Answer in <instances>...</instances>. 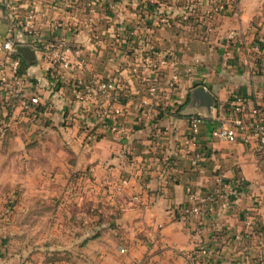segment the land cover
<instances>
[{
	"label": "crops",
	"instance_id": "0c3cea01",
	"mask_svg": "<svg viewBox=\"0 0 264 264\" xmlns=\"http://www.w3.org/2000/svg\"><path fill=\"white\" fill-rule=\"evenodd\" d=\"M12 1L20 16L33 14L34 36L11 31L0 0V41L11 36L17 45L34 51L31 64L19 57L23 94L37 103V120L26 119L37 146L33 151L41 152L44 167L55 173L64 169L75 177L73 172H78L79 179L83 174L97 189L95 201L116 214V224H100V236L87 245L109 246L103 233L110 230L111 242L119 251L124 249L120 253L127 264H187L185 252L199 241L220 250L215 264H254L259 244L264 243V207L254 204L264 186V149L258 150L252 134L247 142L229 143L212 138L210 132L231 117L229 99L234 95L243 98L246 123L264 122L263 3L237 0L235 12L216 17L212 22L217 32L204 37L198 18L200 0H192L188 20L182 19L183 3L174 0ZM227 30H236L240 39L223 49ZM58 39L78 49V55L69 56L70 68L60 72L43 45L51 48ZM246 40L260 43L250 45ZM167 51L178 58L179 78L172 88L167 86L169 68L152 71L142 62L149 53ZM195 57L201 62L187 71ZM3 60L0 52V63ZM92 77L118 79L127 94L121 116L100 121L95 99L82 103L74 99L72 82ZM152 80L156 85L149 99L152 108L142 117L138 105L147 97ZM198 87L213 97L214 107L207 109L193 100L192 91ZM190 113L202 119L195 136L200 154L196 165L183 142ZM138 117L142 120L136 125ZM112 119L126 121L120 137L109 129ZM218 174L234 189L217 197L215 212L197 227L195 218H182L179 213L189 192L205 194ZM247 217L251 225L246 224ZM98 253V262H111L106 253Z\"/></svg>",
	"mask_w": 264,
	"mask_h": 264
},
{
	"label": "rangeland",
	"instance_id": "374dc122",
	"mask_svg": "<svg viewBox=\"0 0 264 264\" xmlns=\"http://www.w3.org/2000/svg\"><path fill=\"white\" fill-rule=\"evenodd\" d=\"M203 1L207 0L199 1V15L207 4ZM172 2L183 3L184 13L192 4V0ZM237 2L232 3L234 12ZM257 3L264 6V0ZM214 15L207 21L212 30L205 32L204 37L217 32L212 21L221 14ZM201 26L200 30L205 31ZM229 31H225L223 49L240 39L237 33L233 43L227 41ZM247 42L251 45L255 41ZM2 96L0 93V123L6 124L7 131L0 144V264H127L125 254L120 253L117 243L111 242L110 230L103 233L109 246L101 247L95 242L87 245L100 236V224L112 225L116 214L108 212L105 203L95 201L97 189L85 181L83 174L79 179L78 172L69 177L64 169L55 173L44 167L46 161L41 162V152H34L37 146L26 122H31L29 114L16 110L4 116ZM99 251L106 253L111 262H98Z\"/></svg>",
	"mask_w": 264,
	"mask_h": 264
},
{
	"label": "built area",
	"instance_id": "2783aa9c",
	"mask_svg": "<svg viewBox=\"0 0 264 264\" xmlns=\"http://www.w3.org/2000/svg\"><path fill=\"white\" fill-rule=\"evenodd\" d=\"M232 3L235 0H207L206 6H204L201 13L202 19L199 17V23L204 25L205 32L208 34L212 29L208 25L207 21L212 20L215 15H225L226 13H234ZM4 5L7 9V16L9 19V25L11 31H17L19 33H25L30 36H34L32 13L29 11L26 15L20 16L17 5L12 0H4ZM236 10V9H235ZM231 11V12H229ZM191 9L189 12H183L182 19L188 20L191 16ZM137 26L140 27L139 23ZM149 32L150 29L146 27L144 29ZM237 36L236 30H230L226 39L230 43ZM18 41L9 36L5 40L0 41V52L4 53V60L0 63V91L3 92V100L12 99L11 111L18 110L19 112H27L31 121H36L38 113L36 111L37 103L31 99H28L23 94L24 80L19 74V67L21 59L15 53V47ZM44 50L47 52V58L51 61H55L59 65V71L68 70L70 68L69 56L78 55V49L72 48L64 39H58L50 48L49 45L43 44ZM231 45V44H230ZM228 45V46H230ZM199 58L196 57L191 60L187 66V71L198 63ZM143 64L152 71H155L162 67L169 68V78L167 80V86L172 88L179 78L177 70L178 58L173 51H167L163 54L149 53L142 59ZM135 70V69H134ZM59 74V73H58ZM60 75V74H59ZM72 93L74 99L79 102H85L89 99H95L98 104V108L95 110V114L100 121L113 118L112 116L122 115V102L127 95L122 89L118 79L114 77H92L86 82L77 78L71 84ZM147 97L140 100L138 107L143 109L144 117L149 115L152 104L149 99L155 95L156 85L152 80L148 84ZM229 104L232 107L231 117L225 121L222 120L217 126L211 129L210 136L215 139L227 141L229 143H235L237 141L247 142L250 135H254L257 140L258 150L264 149V122L261 119H257L253 124L249 125L243 120V98L240 95H234L229 99ZM254 115H257L256 109L252 110ZM142 117L136 119V125L141 124ZM109 125L110 131L116 135L121 136L126 129V121L121 122L114 121ZM202 121L201 117L197 115H190L187 117L189 126L188 133L184 136V148L185 153L189 155L191 164L196 165L200 154L196 151L195 136L198 131V125ZM6 124L0 123V144L4 141L6 135ZM154 144H158V140H154ZM122 184L126 183V180L121 181ZM234 189V184L231 181L226 180L223 175L218 174L214 177V185L205 194H201L196 191H191L187 197V205L180 211L182 218H195V225L201 227L208 214L215 212L216 200L219 195L225 193H231ZM254 204L258 207H264V186L261 192L254 200ZM246 224L251 225L250 219H246ZM236 238H239L236 235ZM121 252H124L123 248H120ZM187 264H215L220 258V250L218 248H212L203 242H196L195 245L185 252ZM131 264H137L133 261ZM254 264H264V243L259 244L257 254L254 259Z\"/></svg>",
	"mask_w": 264,
	"mask_h": 264
},
{
	"label": "water",
	"instance_id": "95a60500",
	"mask_svg": "<svg viewBox=\"0 0 264 264\" xmlns=\"http://www.w3.org/2000/svg\"><path fill=\"white\" fill-rule=\"evenodd\" d=\"M15 53L24 59L27 64H31L35 59L33 48L27 45H16ZM192 96L193 100H198L202 107L207 109L214 107L215 102L213 97L203 87H198L192 91ZM190 115L200 116L198 113H190L188 116Z\"/></svg>",
	"mask_w": 264,
	"mask_h": 264
},
{
	"label": "trees",
	"instance_id": "16d2710c",
	"mask_svg": "<svg viewBox=\"0 0 264 264\" xmlns=\"http://www.w3.org/2000/svg\"><path fill=\"white\" fill-rule=\"evenodd\" d=\"M13 102V100L12 99H10V100H3L2 102H1V107H2V109L3 110H5V114H4V116H8V114H10V111H11V103ZM3 114V113H2Z\"/></svg>",
	"mask_w": 264,
	"mask_h": 264
}]
</instances>
